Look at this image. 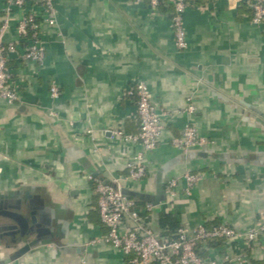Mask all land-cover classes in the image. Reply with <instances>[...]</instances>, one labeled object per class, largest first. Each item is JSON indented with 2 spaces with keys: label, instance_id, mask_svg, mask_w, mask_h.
<instances>
[{
  "label": "crops",
  "instance_id": "1",
  "mask_svg": "<svg viewBox=\"0 0 264 264\" xmlns=\"http://www.w3.org/2000/svg\"><path fill=\"white\" fill-rule=\"evenodd\" d=\"M200 1L184 14L185 50L175 44L173 0L158 10L147 0H55L57 25L41 29L44 62L24 60L19 43L8 68L20 101L0 99V194L10 210L46 212L43 233L14 236L1 227L0 264H129L121 251L93 243L108 233L95 183L127 176L139 153L147 176L124 189L153 206L158 234L162 214L192 229L226 224L245 232L257 224L264 213V24L251 22L242 0ZM6 7L0 0V24ZM32 12L43 17L33 0L12 11L6 42L19 41V22ZM138 82L158 108L180 112L147 152L112 135L140 129L136 97L126 94ZM186 124L209 141L188 154L172 145ZM187 173L204 175L189 194ZM200 254L219 264H238L227 256L264 264V235L250 248L221 241Z\"/></svg>",
  "mask_w": 264,
  "mask_h": 264
},
{
  "label": "built area",
  "instance_id": "2",
  "mask_svg": "<svg viewBox=\"0 0 264 264\" xmlns=\"http://www.w3.org/2000/svg\"><path fill=\"white\" fill-rule=\"evenodd\" d=\"M7 7L4 19L0 24V99L14 104L20 101L18 86L11 74L8 64L10 56L17 52L19 43L24 45L23 59L42 64L45 60V43L41 36L42 25L50 27L57 25V8L55 0H33L36 6L43 11V17L37 13L26 14L19 22L17 32L18 42H6L5 34L10 27V17L14 9L25 10L28 0H6ZM136 4L144 0H133ZM153 10H158L163 0H147ZM188 5L186 0H173L174 14L171 18L175 32L177 49L185 50L188 47L187 34L184 27V14ZM252 11L251 22L264 24V0H249ZM59 89H51L53 98L59 97ZM127 95L136 97L137 117L140 129L137 134H127L123 130L112 131L113 137L120 143H133L142 146L144 151L157 148L163 138L168 124L179 111H170L158 108L152 101V94L145 82H138L128 89ZM189 107L188 112H193ZM92 135V131L88 132ZM209 143L208 139L199 134L198 129L186 124L181 136L172 139V145L188 154L191 150L201 148ZM128 175L115 178L109 183L96 180L95 190L98 194V213L101 223L108 233L93 243H105L121 251L129 257V264H219L211 258L201 257L199 251L203 245L222 241L237 243L243 240L250 248L259 242L264 235V213L259 217L257 224L245 232H239L226 224L210 228L200 225L190 228L183 225L174 239L161 238L150 223L153 210L151 204L140 206L135 199L126 195L125 182H141L147 176V166L143 153L134 156L127 163ZM187 182L186 192L204 179L201 173L185 174ZM177 180L169 182L167 189L171 196H175ZM229 262L238 264L247 263L244 256L226 257Z\"/></svg>",
  "mask_w": 264,
  "mask_h": 264
},
{
  "label": "water",
  "instance_id": "3",
  "mask_svg": "<svg viewBox=\"0 0 264 264\" xmlns=\"http://www.w3.org/2000/svg\"><path fill=\"white\" fill-rule=\"evenodd\" d=\"M123 192L128 196H134L131 192L127 191L126 189ZM0 206L2 208V212L0 214L1 223L5 222H13L15 225L8 227H2L4 229H10L13 232H9L8 234H16L18 229L21 232V235H26L28 232L31 233H43V223L44 222V210L41 211H33L32 207H29L30 215H26L25 211L22 207H19L17 211L9 210L7 207L6 197L0 194Z\"/></svg>",
  "mask_w": 264,
  "mask_h": 264
},
{
  "label": "trees",
  "instance_id": "4",
  "mask_svg": "<svg viewBox=\"0 0 264 264\" xmlns=\"http://www.w3.org/2000/svg\"><path fill=\"white\" fill-rule=\"evenodd\" d=\"M242 1L245 2L246 4H248V6H249V0H242ZM186 3L188 6L189 5L194 6V5H198V4H199V6L203 5L200 0H186ZM173 14H174V8L172 9L171 18L173 16ZM251 17H252V14H251ZM138 204L140 206H143L144 203L142 201H139ZM182 226L183 225L181 224V222L177 218V216H174L172 214H162L159 218V228L161 230V233H160L161 238L170 239V240L176 238L177 232ZM208 228H210V227H208ZM220 243H221V241L211 242V243H209V245H217ZM199 254H200V251H199ZM200 256H201V254H200Z\"/></svg>",
  "mask_w": 264,
  "mask_h": 264
},
{
  "label": "flooded vegetation",
  "instance_id": "5",
  "mask_svg": "<svg viewBox=\"0 0 264 264\" xmlns=\"http://www.w3.org/2000/svg\"><path fill=\"white\" fill-rule=\"evenodd\" d=\"M7 207H8V205H7ZM8 209H9V207H8ZM10 210V209H9ZM12 211V210H11ZM33 211H35L34 209H33ZM1 212H2V208H1V206H0V214H1ZM29 215H30V212H29ZM1 220H3L2 218H1V216H0V229H1V227H10V226H14L15 224L13 223V222H3V223H1ZM2 225V226H1ZM9 232H13L12 230H10V229H8V233ZM21 234V232L19 231V229H18V231H17V233L16 234H14V236H17V235H20ZM29 234H35V233H31V232H28L27 233V236L29 235ZM14 239H16V238H14ZM24 239V238H23ZM17 240V239H16ZM18 241V240H17ZM28 244H30V243H28Z\"/></svg>",
  "mask_w": 264,
  "mask_h": 264
}]
</instances>
